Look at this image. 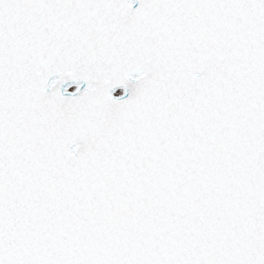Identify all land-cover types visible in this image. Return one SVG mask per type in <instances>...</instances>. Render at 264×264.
<instances>
[{"label":"snow or ice","instance_id":"6c2138e0","mask_svg":"<svg viewBox=\"0 0 264 264\" xmlns=\"http://www.w3.org/2000/svg\"><path fill=\"white\" fill-rule=\"evenodd\" d=\"M0 264H264V0H0Z\"/></svg>","mask_w":264,"mask_h":264},{"label":"water","instance_id":"95a60500","mask_svg":"<svg viewBox=\"0 0 264 264\" xmlns=\"http://www.w3.org/2000/svg\"><path fill=\"white\" fill-rule=\"evenodd\" d=\"M135 6V5H134Z\"/></svg>","mask_w":264,"mask_h":264}]
</instances>
